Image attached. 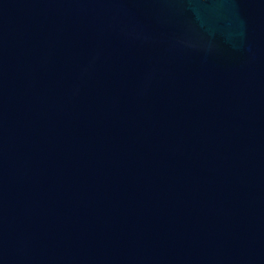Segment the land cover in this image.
Masks as SVG:
<instances>
[{"label": "water", "instance_id": "1", "mask_svg": "<svg viewBox=\"0 0 264 264\" xmlns=\"http://www.w3.org/2000/svg\"><path fill=\"white\" fill-rule=\"evenodd\" d=\"M0 264H264V0H0Z\"/></svg>", "mask_w": 264, "mask_h": 264}]
</instances>
